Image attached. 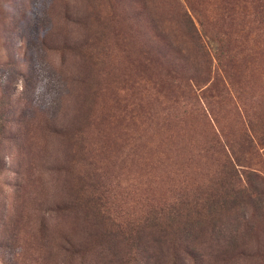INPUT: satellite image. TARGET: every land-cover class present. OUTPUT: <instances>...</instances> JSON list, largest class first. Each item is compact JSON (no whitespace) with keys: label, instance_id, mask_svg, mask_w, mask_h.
<instances>
[{"label":"rangeland","instance_id":"rangeland-1","mask_svg":"<svg viewBox=\"0 0 264 264\" xmlns=\"http://www.w3.org/2000/svg\"><path fill=\"white\" fill-rule=\"evenodd\" d=\"M260 3L0 0V264H264Z\"/></svg>","mask_w":264,"mask_h":264},{"label":"trees","instance_id":"trees-1","mask_svg":"<svg viewBox=\"0 0 264 264\" xmlns=\"http://www.w3.org/2000/svg\"><path fill=\"white\" fill-rule=\"evenodd\" d=\"M260 6V8H258V12H259V16H260V20H261V22H264V0H261V3L259 4ZM154 26V25H153ZM196 32V31H195ZM194 32V38L197 40V41H199V38H198V36H197V34ZM162 37H163V35H161ZM165 39V38H164ZM166 40V39H165ZM167 41V40H166ZM168 44V46H170L171 45V43H167ZM177 50V49H176ZM253 137L255 138H251V137H246V144H247V146L248 147H254V145H253V140H257V141H260L261 139H262V137H260V136H255L254 134H253ZM257 141H256V143H257ZM259 143V142H258ZM226 153V154H225ZM224 155H226V157H224L225 159H226V162L231 166V160L232 159H234V155H233V153H232V149L230 148V147H227V151L226 152H224ZM231 155H233V157L231 156ZM228 156V157H227ZM229 156H230V158H229ZM230 160V161H229ZM231 169L232 170H234L235 171V169H234V166H233V163H232V166H231Z\"/></svg>","mask_w":264,"mask_h":264}]
</instances>
